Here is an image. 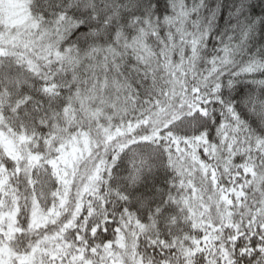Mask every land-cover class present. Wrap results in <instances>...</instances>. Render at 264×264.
Masks as SVG:
<instances>
[{
  "label": "snow or ice",
  "instance_id": "1",
  "mask_svg": "<svg viewBox=\"0 0 264 264\" xmlns=\"http://www.w3.org/2000/svg\"><path fill=\"white\" fill-rule=\"evenodd\" d=\"M3 8L0 0V98L9 99L6 111L14 114L17 132L22 114L30 112L39 114L34 122L49 121L50 135L57 132L52 116L62 109H52L51 101L60 98L64 108L77 100L84 111L103 112L114 122L106 139H120L105 146L100 160L113 210L105 225L90 222L87 208L76 219L74 203L53 229L40 233L42 239L26 243L30 218L13 224V207H0V215L7 213L0 264H193L196 251L198 264H264V207L254 232L229 231L235 239L213 255L197 250L196 241L185 249L176 232L158 240L160 221L172 222L169 209L136 190L153 155L163 154L167 163L173 146L189 138L212 143L224 133L247 132L264 143V0H30L14 32L7 31ZM84 135L75 128L61 132L60 157ZM5 168L15 171L14 164ZM133 215L138 229L149 231L143 245L133 232L121 250V221ZM17 230L22 248L12 243Z\"/></svg>",
  "mask_w": 264,
  "mask_h": 264
},
{
  "label": "trees",
  "instance_id": "2",
  "mask_svg": "<svg viewBox=\"0 0 264 264\" xmlns=\"http://www.w3.org/2000/svg\"><path fill=\"white\" fill-rule=\"evenodd\" d=\"M24 19L26 16L22 15L7 31L14 32ZM4 31L0 27V32ZM3 46L8 49L11 44L5 40ZM11 74L15 75V71L12 70ZM30 94L44 99L34 91ZM9 102L7 98H0V124L4 125L0 128V176L3 177L0 180V207H13V224L17 217L30 218L31 230L26 233V243L42 239L40 233L53 229L74 203L79 206L76 219L87 208L90 209L87 219L90 222L97 220L98 227H103L113 210L108 208L109 201L105 199L109 197V189L100 160L105 158V146L120 139L116 136L106 139V128L114 131V122L106 121L103 112L97 115L91 109L84 111L77 107V100L64 108L63 99L53 98L51 108L62 109L54 111L52 116V125L57 132L49 134L47 119L34 122L31 117H38L36 112L22 114L23 122L17 132L16 120L11 119L10 122L14 114L6 111ZM44 102L46 106L49 104L47 100ZM73 128L85 135L79 137L81 143L75 150H65L61 158L57 152L61 147L60 133H71ZM215 140L218 142L189 138L173 146L167 163L163 154L156 153L151 157L150 170L145 168L146 181L136 190L144 193L153 205L163 201L169 209L168 216L172 222L167 218L160 221L163 228L158 240L176 232L174 239L185 249L196 241L197 250L208 249L213 255H219L225 251L224 245L235 239L228 237L229 231L243 234L250 227L255 231L259 209L264 207V143L260 142L258 134L247 132H228ZM5 164H14L15 171L6 169ZM121 175L126 173L121 170ZM55 200L63 203L54 207ZM39 208L45 217L41 222L35 221L33 214ZM6 216L5 212L0 218ZM121 223V243L119 240L116 247L121 250L128 248L133 232L136 243L143 245L144 232L149 229H138L136 215ZM128 230L130 235L121 236ZM19 236L17 230L12 243L22 248L25 244L20 242ZM108 247H113L112 242H108ZM147 251L153 254L151 247ZM8 253L9 249L5 248L4 254ZM198 255L199 251L192 253L193 264H198Z\"/></svg>",
  "mask_w": 264,
  "mask_h": 264
},
{
  "label": "rangeland",
  "instance_id": "3",
  "mask_svg": "<svg viewBox=\"0 0 264 264\" xmlns=\"http://www.w3.org/2000/svg\"><path fill=\"white\" fill-rule=\"evenodd\" d=\"M28 2V0H3L4 3V14H5V18H6V22L9 24V26L11 24H13L14 22H16L17 20H19L21 18V16H25L26 13V3ZM40 209V208H39ZM39 209L35 212H33L34 215V219L35 221H39L41 222V220L45 219L44 214L42 213L41 209L39 211ZM0 223H4V218H0ZM130 230H128L127 232H122L121 236L125 237L130 235ZM120 243H121V239H120ZM120 249V248H119Z\"/></svg>",
  "mask_w": 264,
  "mask_h": 264
}]
</instances>
